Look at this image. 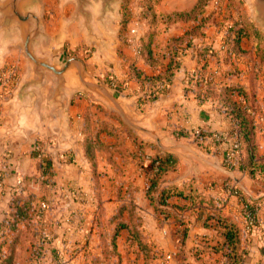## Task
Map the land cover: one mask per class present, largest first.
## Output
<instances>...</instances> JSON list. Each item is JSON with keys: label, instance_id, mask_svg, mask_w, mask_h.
<instances>
[{"label": "crops", "instance_id": "crops-1", "mask_svg": "<svg viewBox=\"0 0 264 264\" xmlns=\"http://www.w3.org/2000/svg\"><path fill=\"white\" fill-rule=\"evenodd\" d=\"M198 1L120 0L104 24L95 19L99 38L90 41L71 16L68 25L48 28L41 0L42 33L34 53L49 61L81 59L90 76L114 84L111 91L124 110L170 151L78 85L64 88L58 108L51 100L56 78L50 71L20 96L31 65L18 36L5 38L0 29V223L10 210L1 194L35 196L62 218L65 234L78 224L73 234L80 252L99 254L103 241L112 239L117 256L139 255L140 264L134 235L160 255L156 264H231L226 229L234 223L238 251H245L240 264H264V177L239 168L236 155L226 161L232 124L223 103L227 98L253 104L254 122L261 127L257 152L264 156V38L246 0H230L238 4L236 13L218 22L215 15L226 0H204L197 14ZM131 27L142 53L126 41ZM195 128L206 137L194 139ZM213 132L227 139L215 143L209 138ZM85 143L91 144V157ZM158 153L177 158L159 178L156 193L170 188L165 213L146 195L149 174L141 167ZM228 182L243 196L229 192ZM194 193L204 197L202 213L194 208ZM251 201L257 215L248 223L243 208Z\"/></svg>", "mask_w": 264, "mask_h": 264}, {"label": "water", "instance_id": "water-1", "mask_svg": "<svg viewBox=\"0 0 264 264\" xmlns=\"http://www.w3.org/2000/svg\"><path fill=\"white\" fill-rule=\"evenodd\" d=\"M73 1L75 6L70 16L80 22V26L90 41H96L99 38L93 30L95 19L100 24H104L105 20L115 13L117 4L120 2V0ZM246 2L250 9V16L261 28L264 38V0H246ZM41 9V0H0V29L4 31L5 38L18 36L17 44L22 48L31 65L30 73L21 85L20 96H22L26 87L39 84L42 81L44 71H50L56 78L51 100L58 108L61 104L60 96L64 88L73 84L78 85L83 93L95 94L107 102L128 125L151 135L161 149L170 151L171 148L163 146L155 134L135 123L112 92L116 90L115 87L90 76L86 72L81 59L70 56L49 61L34 53L33 44L38 41L42 33L43 18L40 15ZM111 88L114 90L111 91Z\"/></svg>", "mask_w": 264, "mask_h": 264}, {"label": "rangeland", "instance_id": "rangeland-1", "mask_svg": "<svg viewBox=\"0 0 264 264\" xmlns=\"http://www.w3.org/2000/svg\"><path fill=\"white\" fill-rule=\"evenodd\" d=\"M45 3L48 28H54L58 23L60 25L69 24L68 18L75 6L73 0H45ZM236 7H238L237 3L226 0L225 6L222 3L220 10L225 12L223 11L222 17L220 15L222 14L221 12L219 15L216 14L215 21L226 20L228 17L225 16H229L232 12L236 13ZM45 164L46 162L41 159L39 169L43 174H45V169L43 168ZM43 191L44 189H41L40 193ZM1 196H6L8 203H10L9 213L4 216L0 223L2 264H124V262L140 264L139 255L132 254L129 260L126 257L117 256L114 252L115 244L112 239H108L106 242L103 241L105 247L99 254L80 252L79 239L73 234V231L77 232L78 224L71 228V235L65 234L64 229H67L68 226L59 221L62 218H59L60 216L58 217L57 214H53L50 209L45 210L43 203L39 202V199L35 196L22 195V197L33 198L36 208L32 209L31 212H29L30 210L28 211V217L14 221L11 213V204L20 195L11 192L9 195L1 194ZM153 254L156 258L149 261L148 264H156L155 261L160 256L155 250ZM142 260V264H147L143 253Z\"/></svg>", "mask_w": 264, "mask_h": 264}, {"label": "trees", "instance_id": "trees-1", "mask_svg": "<svg viewBox=\"0 0 264 264\" xmlns=\"http://www.w3.org/2000/svg\"><path fill=\"white\" fill-rule=\"evenodd\" d=\"M204 0H199L196 8L197 14L201 12ZM245 24H248L246 20V15L244 16ZM250 32L258 37V33L254 27H250ZM247 32V31H246ZM236 44V41H235ZM235 46V45H234ZM262 52L264 55V45H262ZM139 53H142V48L139 49ZM169 74V72H168ZM168 74H166V80L168 81ZM160 79V78H159ZM164 87V85H163ZM165 88L158 90V92H163ZM223 103L226 107L227 115L230 117L232 128L228 135L232 139H235L238 143L237 146V156H238V166L242 170L246 171L252 177H264V156L260 155L257 152L256 147V134L261 129L260 125L254 122V114L256 113V108L253 104L241 105L233 101H227V98L223 99ZM227 139V137H226ZM199 144V143H198ZM201 144V143H200ZM85 148L87 154L91 157L93 150L90 143H85ZM158 161V164H154V161ZM177 162V158L171 154H162L158 153L153 156L142 168L149 174L147 185H146V195L150 198L156 211L164 212L162 205L166 203V199L169 195L170 188H165L160 190L158 193V183L160 176L166 171L173 169ZM228 184H232L228 182ZM227 184V185H228ZM235 192L241 197L243 196L241 190L235 186ZM196 204L194 208H198V211L202 213V207L200 204L204 201L202 195L194 193L191 195ZM12 217L13 220L18 221L21 218L28 217V213L32 209L36 208L35 201L31 197H22V195L17 196L16 200L12 202ZM257 206L256 202L251 201L248 204V210L254 220L257 212L254 211V207ZM264 206V204H263ZM30 210V211H29ZM29 211V212H28ZM218 221L221 222V218H218ZM135 240L137 237H135ZM226 241H227V252L225 256L231 264H240L245 256V251H238V242H239V232L238 228L234 223H228L226 229ZM113 242V241H112ZM137 244L140 247V250L144 254L146 263L154 260L156 257L150 248H148L144 243L137 239ZM2 252H0V264H2L3 259L1 258Z\"/></svg>", "mask_w": 264, "mask_h": 264}, {"label": "built area", "instance_id": "built-area-1", "mask_svg": "<svg viewBox=\"0 0 264 264\" xmlns=\"http://www.w3.org/2000/svg\"><path fill=\"white\" fill-rule=\"evenodd\" d=\"M129 36L126 38V41L129 43V44H132L135 48H136V51L139 53V40H140V36L138 35L137 33V30L134 28V27H131L129 29ZM111 86L114 87V84L111 83ZM192 136L194 137V139L196 140H202L204 137H206V134L203 133V131L200 129V128H195L193 131H192ZM208 136V135H207ZM226 135L224 134H221V133H218V132H213V133H210L209 134V138L215 142V143H220L222 141H225L226 139ZM231 137V136H230ZM237 146H238V143L235 139H232V141L228 144V147H227V151H226V161H229L231 160L232 157H234L235 155L237 156ZM154 164H158V161H154ZM144 164L141 163V167L143 166ZM18 183L20 182L19 180L17 181ZM226 188L229 190V192L233 193V194H236L238 195L236 192H235V185L234 184H228L226 185ZM239 196V195H238ZM243 214H244V217L246 218V220L248 222H251L253 219H252V216L250 214V211L248 210V208H244L243 209Z\"/></svg>", "mask_w": 264, "mask_h": 264}]
</instances>
